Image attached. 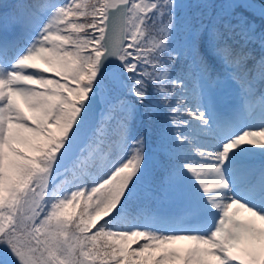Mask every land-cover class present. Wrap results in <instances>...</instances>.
I'll return each instance as SVG.
<instances>
[{"label": "snow or ice", "instance_id": "6c2138e0", "mask_svg": "<svg viewBox=\"0 0 264 264\" xmlns=\"http://www.w3.org/2000/svg\"><path fill=\"white\" fill-rule=\"evenodd\" d=\"M0 9V264H264V0Z\"/></svg>", "mask_w": 264, "mask_h": 264}, {"label": "trees", "instance_id": "16d2710c", "mask_svg": "<svg viewBox=\"0 0 264 264\" xmlns=\"http://www.w3.org/2000/svg\"><path fill=\"white\" fill-rule=\"evenodd\" d=\"M11 1H13V0H0V3H5V4H8V3H10ZM256 2H257V0H256ZM16 3V2H15ZM258 3V2H257ZM258 23H259V21H257Z\"/></svg>", "mask_w": 264, "mask_h": 264}, {"label": "rangeland", "instance_id": "374dc122", "mask_svg": "<svg viewBox=\"0 0 264 264\" xmlns=\"http://www.w3.org/2000/svg\"><path fill=\"white\" fill-rule=\"evenodd\" d=\"M178 2H184V0H178ZM258 2V1H257ZM259 3V2H258Z\"/></svg>", "mask_w": 264, "mask_h": 264}, {"label": "water", "instance_id": "95a60500", "mask_svg": "<svg viewBox=\"0 0 264 264\" xmlns=\"http://www.w3.org/2000/svg\"><path fill=\"white\" fill-rule=\"evenodd\" d=\"M258 2H260V0H257Z\"/></svg>", "mask_w": 264, "mask_h": 264}]
</instances>
